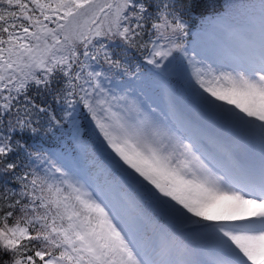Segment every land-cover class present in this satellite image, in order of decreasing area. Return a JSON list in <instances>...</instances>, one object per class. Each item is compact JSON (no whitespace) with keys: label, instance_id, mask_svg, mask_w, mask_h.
I'll return each mask as SVG.
<instances>
[{"label":"snow or ice","instance_id":"snow-or-ice-1","mask_svg":"<svg viewBox=\"0 0 264 264\" xmlns=\"http://www.w3.org/2000/svg\"><path fill=\"white\" fill-rule=\"evenodd\" d=\"M199 6L0 0V264H264V0L214 57ZM160 91L181 128L126 107Z\"/></svg>","mask_w":264,"mask_h":264},{"label":"trees","instance_id":"trees-1","mask_svg":"<svg viewBox=\"0 0 264 264\" xmlns=\"http://www.w3.org/2000/svg\"><path fill=\"white\" fill-rule=\"evenodd\" d=\"M199 5H200L199 10H198L195 17H203V15H207L209 13H212L213 11L218 10L220 7H222L220 0H208V2H206V3L205 2L201 3V1L199 0ZM177 7H179V5H177ZM41 138H43V137H41ZM10 186L18 187V185L15 182H11Z\"/></svg>","mask_w":264,"mask_h":264},{"label":"rangeland","instance_id":"rangeland-1","mask_svg":"<svg viewBox=\"0 0 264 264\" xmlns=\"http://www.w3.org/2000/svg\"><path fill=\"white\" fill-rule=\"evenodd\" d=\"M213 57H214V56H213ZM148 118L151 119L152 117H148ZM170 126H171V123H170V122H169V123L167 122L165 128H168V129H169Z\"/></svg>","mask_w":264,"mask_h":264}]
</instances>
